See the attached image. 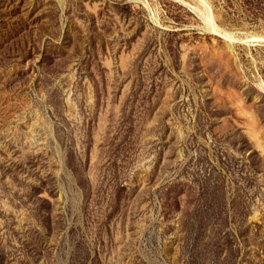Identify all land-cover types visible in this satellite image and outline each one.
<instances>
[{
  "label": "rangeland",
  "instance_id": "obj_1",
  "mask_svg": "<svg viewBox=\"0 0 264 264\" xmlns=\"http://www.w3.org/2000/svg\"><path fill=\"white\" fill-rule=\"evenodd\" d=\"M0 264H264V0H0Z\"/></svg>",
  "mask_w": 264,
  "mask_h": 264
},
{
  "label": "bare ground",
  "instance_id": "obj_2",
  "mask_svg": "<svg viewBox=\"0 0 264 264\" xmlns=\"http://www.w3.org/2000/svg\"><path fill=\"white\" fill-rule=\"evenodd\" d=\"M206 20H207V25H208V28L212 31H216L218 32L219 30L217 29L216 27V24L214 23L213 21V17H212V14L211 12H209L206 16Z\"/></svg>",
  "mask_w": 264,
  "mask_h": 264
}]
</instances>
